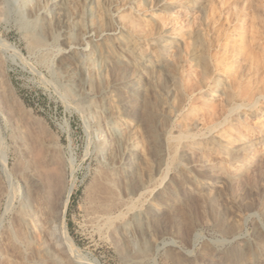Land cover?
<instances>
[{
  "label": "bare ground",
  "instance_id": "1",
  "mask_svg": "<svg viewBox=\"0 0 264 264\" xmlns=\"http://www.w3.org/2000/svg\"><path fill=\"white\" fill-rule=\"evenodd\" d=\"M22 4L31 46L63 47L59 85L100 137L88 218L114 250L133 264L150 261L160 243L167 264H264V123H251L264 111V81L255 55L242 56L241 32L220 40L211 58L197 33L179 36V13L166 0ZM3 7L0 0V17ZM202 11L195 7L192 30ZM206 63L230 75L222 94L209 88ZM15 104L23 109L0 57V116L22 161L11 170L0 159L8 182L0 179V198L9 201L0 264H87L65 222L71 188L60 151L22 124ZM12 176L21 184L16 205ZM201 227L215 237L195 248Z\"/></svg>",
  "mask_w": 264,
  "mask_h": 264
},
{
  "label": "rangeland",
  "instance_id": "2",
  "mask_svg": "<svg viewBox=\"0 0 264 264\" xmlns=\"http://www.w3.org/2000/svg\"><path fill=\"white\" fill-rule=\"evenodd\" d=\"M2 3L4 13L0 17L2 18L0 19V41L8 44L6 45L8 47L0 46V57L4 60L6 79L23 109H19L17 104L14 107L17 111H21L19 113L22 124L29 128L31 133L33 131L32 134H40L44 143L54 144L58 152L60 151L65 169V190L68 187L71 188L65 222L71 239L76 248L78 247L79 255L84 261L86 260L87 264H133L114 250L110 242L102 237L88 218L89 189L96 167L99 166L98 157L101 158V152L97 149L100 137L97 136L98 133L93 126L92 118L79 106H76L73 98L68 97L61 88L62 86L60 87L61 79L58 74L57 57L63 47L58 43H54V45L49 43L46 48H33L26 37L24 26L26 20L21 18L24 0H2ZM166 3L172 7L176 6L175 10L179 13L178 19L181 21H178L182 27L180 31L177 30L180 32L179 36L193 31L195 34L197 33L196 36L201 40L203 48L201 51L211 58H218L216 44L220 40L229 37L234 41L237 39V32L240 31L243 40L242 56L243 58L247 57L249 52L255 55V65L259 70L256 77L259 81H264V72L262 71L264 62V0H166ZM199 4L202 5L203 11L199 26L195 31L190 27L189 21L195 14V7ZM171 25H174L175 29L180 27L179 24ZM174 36H178L176 32ZM204 67L211 80H209V88L212 90L218 85L219 88L214 89L216 91L214 95L222 94L224 92L222 89L227 86L230 75L226 77L219 70H217L219 72H215L216 68L208 63ZM214 80L221 82L216 83ZM24 112H28L29 116ZM2 120L3 118L0 116V159L5 156L8 169L13 170L18 165L20 166L22 161L19 152H17V146L13 143L11 129ZM259 122L264 123V111L259 120L253 119L251 123ZM0 179L7 188L6 177L3 175ZM10 184L15 190V197L11 204L16 205L20 199L21 184L14 176H12ZM8 206L7 198H0V214H3ZM179 212L181 225L185 223L182 226H188L187 223L191 222L190 217L181 210ZM7 218L8 213L3 216L0 222L1 226L7 223ZM251 227L252 224L249 223L248 229L250 230ZM212 232L208 227H201L200 234L203 239L195 248L203 247L204 241L207 244L208 241L214 240L215 236ZM163 244L158 245V250L150 261L140 264H167L164 260L166 249ZM179 245L181 248L184 247L183 243Z\"/></svg>",
  "mask_w": 264,
  "mask_h": 264
}]
</instances>
